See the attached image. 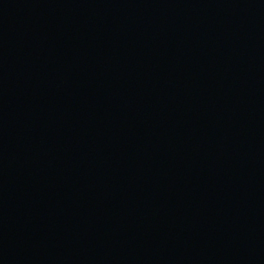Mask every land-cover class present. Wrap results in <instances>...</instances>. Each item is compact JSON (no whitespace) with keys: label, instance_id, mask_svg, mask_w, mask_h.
<instances>
[{"label":"water","instance_id":"obj_1","mask_svg":"<svg viewBox=\"0 0 264 264\" xmlns=\"http://www.w3.org/2000/svg\"><path fill=\"white\" fill-rule=\"evenodd\" d=\"M0 264H264V0H0Z\"/></svg>","mask_w":264,"mask_h":264}]
</instances>
